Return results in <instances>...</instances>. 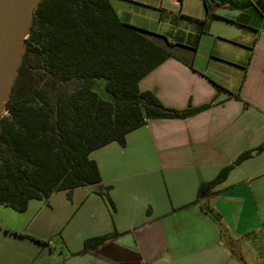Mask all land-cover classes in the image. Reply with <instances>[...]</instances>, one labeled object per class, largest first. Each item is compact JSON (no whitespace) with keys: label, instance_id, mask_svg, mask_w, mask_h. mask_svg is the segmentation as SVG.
I'll use <instances>...</instances> for the list:
<instances>
[{"label":"crops","instance_id":"obj_1","mask_svg":"<svg viewBox=\"0 0 264 264\" xmlns=\"http://www.w3.org/2000/svg\"><path fill=\"white\" fill-rule=\"evenodd\" d=\"M118 1L117 6L109 3L121 22L152 33L125 10V0ZM210 1L216 7L208 31L211 26L221 30L217 37L247 52L223 49L204 61L196 53L188 66L187 55L174 49L177 57L142 78L138 88L169 109L212 105L184 120H147L126 135L123 147L110 143L92 152L101 177L98 186L76 188L70 199L57 192L47 204L30 201L26 209L54 212L33 230L37 233H57L59 219L72 215L62 229L60 252L49 244L14 251L11 247L26 238L0 231V264H264V33L252 27L251 12L264 20V10L253 5L260 0ZM219 8L228 14H217ZM241 14L249 18L247 27L234 22ZM245 30L255 32V39ZM208 31L202 32L201 25L202 33ZM246 152L253 154L234 166L224 182L199 193L201 184ZM103 188H109L114 211L95 193ZM206 207L219 215L220 225L204 213ZM113 232L117 235L104 244L83 250L85 239ZM33 233L30 237H39ZM252 239L258 251L247 252Z\"/></svg>","mask_w":264,"mask_h":264},{"label":"trees","instance_id":"obj_2","mask_svg":"<svg viewBox=\"0 0 264 264\" xmlns=\"http://www.w3.org/2000/svg\"><path fill=\"white\" fill-rule=\"evenodd\" d=\"M201 1L206 17L200 23L207 32L216 5ZM234 22L247 27L249 18L241 14ZM176 48L190 51V66L193 48L124 24L109 0H40L0 119V206L24 213L30 201L47 204L54 193L64 192L70 199L76 188L96 187L101 177L92 152L110 143L123 147L126 135L147 120H184L209 108L212 103L169 109L153 93L139 90L142 78L177 57ZM252 154H241L211 182L201 184L199 193L224 182ZM108 190L95 193L114 211ZM204 213L220 225L218 214ZM116 235L87 238L83 250Z\"/></svg>","mask_w":264,"mask_h":264},{"label":"rangeland","instance_id":"obj_3","mask_svg":"<svg viewBox=\"0 0 264 264\" xmlns=\"http://www.w3.org/2000/svg\"><path fill=\"white\" fill-rule=\"evenodd\" d=\"M111 1L115 6L120 4L118 0ZM124 2L125 3H123V5L125 10H127V12H129V14H131L135 20L147 24L149 30H151L153 34L166 36V38L173 43H177L178 41L182 40V42L184 41L193 44L192 48L195 50L194 54L197 53L198 61L209 60V58L220 54L219 51L223 52V49H225L224 52L227 54H229L231 51L236 54L247 52L242 47L238 48L237 46H234L232 44L233 42H225L223 39L217 37L221 36L223 33L221 30L214 31L212 26L207 34L201 32L200 22L203 21L206 12L203 1L201 0H185L183 5L182 3L175 4L174 0H125ZM253 5L255 7L258 6L259 11L261 9L264 10V2L262 0H260L259 3H253ZM225 11L226 10L219 8L216 10V13L228 14ZM251 12L255 18L252 22V27L257 26L256 28H258V31L264 33V20L259 17L258 13L256 14L255 10H251ZM217 25L222 27V29H229L223 23ZM245 31V33H248L251 38L255 39V32L250 30ZM183 32L184 34L189 32L191 35L185 34L182 36ZM176 49L177 52L183 51L189 58L190 51L182 50L181 48ZM36 203L38 204L39 202H35L34 205H37ZM71 216L72 215H69L65 219L64 217L59 219L60 229L57 233L54 234V230H52L54 229V222L53 224L48 225L49 229L52 231L37 233V231L35 232L33 230L45 224L50 217H54V212L46 209H42L41 211L29 209L24 213H16L9 208L0 206V231L1 233L8 231L19 235H27L29 237V234L34 232L33 234H38V236L43 239H40L39 237L31 238L37 239L41 242H48L50 245L49 248L52 251L59 253L61 250L60 247L63 243L61 240L63 238L62 229L68 225ZM15 228L21 231L17 232L14 230ZM24 230H26L27 233L24 232ZM222 232L225 233L223 230ZM224 241L228 246H232V243L230 242V244L227 239H224ZM21 243V246L11 248L14 251L22 250L25 246L33 249H36L37 247L42 248L41 245H38L29 239L22 240ZM256 244L257 243L253 239L250 240L246 244L248 246L246 248L247 252H255ZM256 251H258V249ZM235 253L236 255L239 254L238 252Z\"/></svg>","mask_w":264,"mask_h":264},{"label":"water","instance_id":"obj_4","mask_svg":"<svg viewBox=\"0 0 264 264\" xmlns=\"http://www.w3.org/2000/svg\"><path fill=\"white\" fill-rule=\"evenodd\" d=\"M40 0H0V119L18 75L34 11Z\"/></svg>","mask_w":264,"mask_h":264}]
</instances>
